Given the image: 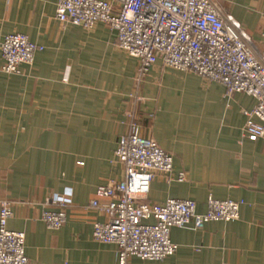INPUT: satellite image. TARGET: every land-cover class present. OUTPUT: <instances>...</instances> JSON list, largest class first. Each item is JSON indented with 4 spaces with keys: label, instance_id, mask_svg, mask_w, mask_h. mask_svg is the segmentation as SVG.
<instances>
[{
    "label": "crops",
    "instance_id": "crops-1",
    "mask_svg": "<svg viewBox=\"0 0 264 264\" xmlns=\"http://www.w3.org/2000/svg\"><path fill=\"white\" fill-rule=\"evenodd\" d=\"M217 1L261 48L264 0ZM57 2L0 0V42L23 33L44 47L20 74L4 73L0 55V199L13 202L8 227L25 233L29 264H118L117 246L93 238V224L107 217L90 202L98 186L124 178L115 151L130 113L187 174L173 184L158 176L146 202L190 199L197 213L210 196L244 203L236 221L173 228V256L129 264H264V137L239 144L256 101L161 61L138 85L139 61L118 47L116 32L63 26ZM54 195L72 202L59 230L41 220Z\"/></svg>",
    "mask_w": 264,
    "mask_h": 264
},
{
    "label": "built area",
    "instance_id": "built-area-1",
    "mask_svg": "<svg viewBox=\"0 0 264 264\" xmlns=\"http://www.w3.org/2000/svg\"><path fill=\"white\" fill-rule=\"evenodd\" d=\"M56 19L65 27L92 30L102 23L115 31L118 47L139 61L138 85L161 61L222 85L227 95H249L256 105L245 112L239 144L264 137V33L258 48L217 0H58ZM43 50L26 34H7L0 42L1 70L20 74L21 66L33 64ZM136 98V102L142 100L138 93ZM128 118V131L115 151L124 166V178L98 186L90 202V207L107 217L93 224V238L117 246L118 264H129L132 257L162 261L173 256L178 250L170 236L173 228L200 229L209 222L240 218L244 201L210 196L205 213H197L196 202L190 199L146 202L158 176L173 184L185 182L187 174L175 172L173 155L153 138L141 135L134 113ZM71 203L63 195L47 200L41 220L48 229L65 225ZM12 216L13 202L0 199V264H29L25 233L8 227Z\"/></svg>",
    "mask_w": 264,
    "mask_h": 264
}]
</instances>
